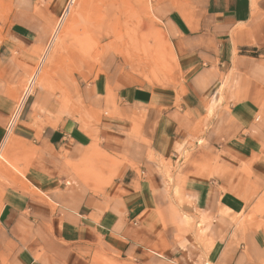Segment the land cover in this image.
Listing matches in <instances>:
<instances>
[{
	"label": "crops",
	"instance_id": "obj_1",
	"mask_svg": "<svg viewBox=\"0 0 264 264\" xmlns=\"http://www.w3.org/2000/svg\"><path fill=\"white\" fill-rule=\"evenodd\" d=\"M11 2L0 264H264V0L159 2L174 76L154 82L110 57L75 116L53 112L48 90L18 105L49 25L37 0ZM168 168L199 245L174 240Z\"/></svg>",
	"mask_w": 264,
	"mask_h": 264
},
{
	"label": "rangeland",
	"instance_id": "obj_2",
	"mask_svg": "<svg viewBox=\"0 0 264 264\" xmlns=\"http://www.w3.org/2000/svg\"><path fill=\"white\" fill-rule=\"evenodd\" d=\"M11 1L0 0V48L5 49L17 43L11 31L4 27L11 14ZM162 1L164 0H76L70 7L66 23L40 75L41 78H46L48 84L44 88L36 81L35 91L48 90L47 99L53 102V112L58 111V116L83 115L81 87L98 80L104 74V66L110 57H115L121 63L124 73L133 72L154 82L165 81L166 83L174 76L175 69L170 44L161 22L155 16L154 9ZM174 1L179 4L182 1L190 2V0ZM69 4L70 0H37V16L42 19L43 29L44 23L49 25H45L48 29V40L37 47V65L26 78L22 94L17 100L18 105L23 103L29 94L36 97L40 95L37 92H28L29 82ZM126 14L130 15L129 24L135 27L134 33H131V30L128 35L127 30L125 31L119 24L120 20L123 23L126 19ZM137 22L142 23L139 28H143L142 32L136 31ZM118 30L121 34H118ZM137 32L139 43L132 40ZM10 50L13 51H11L12 54L15 53L14 49L10 48ZM43 95L41 100H45ZM0 162L13 164L7 155L1 152ZM170 168L172 169V166ZM171 169L165 170V177L169 182L172 196L174 199H179V203L174 204L172 208V214L176 217L171 220L176 232L174 240L178 242L183 238L193 239V242L199 245L203 238L202 223L184 213L180 219L178 218L177 209L182 207V201L178 187L174 186ZM90 173L93 176L95 174L103 176V172L90 170ZM196 251L197 247L193 248L192 253Z\"/></svg>",
	"mask_w": 264,
	"mask_h": 264
},
{
	"label": "bare ground",
	"instance_id": "obj_3",
	"mask_svg": "<svg viewBox=\"0 0 264 264\" xmlns=\"http://www.w3.org/2000/svg\"><path fill=\"white\" fill-rule=\"evenodd\" d=\"M76 2V0H70V4H69V6H68V8L66 9V11H65V13L63 14V16L61 17V19H60V22H59V24H58V27L56 28V30L54 31V33H53V38H52V40H51V42H50V44H49V46H48V48H47V50H46V52H45V54H44V56L42 57V59H41V61H40V63L38 64V67H37V69H36V72H35V74L32 76V78H31V81L29 82L30 83V86H29V90H28V92L30 93V92H33L34 91V89H35V83H36V81H38L41 85H42V87H44V88H46L45 86H47V81H46V78L45 77H40V75H41V73H42V71H43V67H44V65H45V63H46V61H47V59H48V57H49V54H50V52H51V50L53 49V46H54V44H55V42H56V40H57V38H58V35H59V33L61 32V30H62V28L64 27V25H65V23H66V19H67V17H68V15H69V12H70V7H71V5L73 4L74 5V3ZM153 5V4H152ZM66 8V7H65ZM136 10V9H135ZM135 10H134V13H135ZM140 11V10H139ZM143 13V12H142ZM144 13H145V9H144ZM121 14V13H120ZM140 16H141V14H140ZM139 16V17H140ZM74 17V16H73ZM125 17H126V19L123 21V23H121V21L122 20H120L119 21V24H120V26L122 27V28H124V30L126 31L127 30V35L128 34H130V31L132 30V32L131 33H134L133 31H135V27L134 26H132V25H130L129 23H130V21H129V18H130V15L128 16L127 14L125 15ZM138 17V18H139ZM142 18V17H141ZM144 22V21H143ZM138 23V22H137ZM142 24V23H141ZM141 24H139L138 23V29L136 28V31L138 30V31H140V32H142V29H139V28H141ZM147 24V23H146ZM150 24V23H149ZM145 25V24H144ZM143 25V26H144ZM136 26V25H135ZM150 27H151V25H149ZM148 26V29L150 28ZM146 27V26H145ZM151 29H152V27H151ZM146 31H149V30H146ZM118 32V34H121V31L120 30H118L117 31ZM123 32V31H122ZM150 32V31H149ZM143 34V33H142ZM150 35V34H149ZM137 36V37H136ZM139 35H138V32H137V35H134V39H132V40H134L136 43L138 42H140V40H139V37H138ZM130 38H131V36H129ZM144 37V36H143ZM172 45V44H171ZM171 45H170V48H171V51H172V47H171ZM33 52V51H32ZM129 52V51H128ZM172 53H173V51H172ZM175 55V53H173V56ZM45 83V84H44ZM49 87V86H48ZM28 93V94H29ZM20 108H21V106H20ZM17 114V113H16ZM19 114V113H18ZM10 132V131H9ZM8 132V133H9ZM5 141V140H4ZM38 194V193H37Z\"/></svg>",
	"mask_w": 264,
	"mask_h": 264
},
{
	"label": "built area",
	"instance_id": "obj_4",
	"mask_svg": "<svg viewBox=\"0 0 264 264\" xmlns=\"http://www.w3.org/2000/svg\"><path fill=\"white\" fill-rule=\"evenodd\" d=\"M17 119V115L14 117V119H13V122H12V124H11V127H10V129L12 128V126H13V124H14V122H15V120Z\"/></svg>",
	"mask_w": 264,
	"mask_h": 264
}]
</instances>
